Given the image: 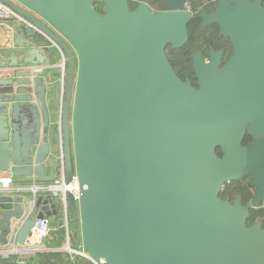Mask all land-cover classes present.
Returning <instances> with one entry per match:
<instances>
[{"label":"water","instance_id":"water-1","mask_svg":"<svg viewBox=\"0 0 264 264\" xmlns=\"http://www.w3.org/2000/svg\"><path fill=\"white\" fill-rule=\"evenodd\" d=\"M1 1L30 25L0 20L9 24L0 38L8 74L0 75V177L10 175L0 185V245L15 230L16 243L28 237V184L53 153L48 136L45 152L35 147L39 109L45 119L55 96L41 76L55 49L65 59L56 138L63 174H75L79 188L77 201L67 199L80 222L76 247L104 264H264V216L246 223L264 200L263 0H214V11L196 14L188 0L157 11L149 0ZM193 16L232 46L224 61L213 47L206 58L190 54L198 87L166 56L185 45ZM245 135L252 140L243 144ZM245 178L251 201L219 196Z\"/></svg>","mask_w":264,"mask_h":264},{"label":"trees","instance_id":"trees-1","mask_svg":"<svg viewBox=\"0 0 264 264\" xmlns=\"http://www.w3.org/2000/svg\"><path fill=\"white\" fill-rule=\"evenodd\" d=\"M163 2H165V0H149V7L153 10H157ZM188 2L191 6V11L195 14L200 10H214L216 8L214 0H188ZM93 6L99 12L102 9L101 3L99 2L93 3ZM134 7L135 5L131 4V9ZM200 23L201 18L193 16L187 24L188 40L185 45L174 50L170 49V47L166 48V56L171 66L182 80H184L183 73L193 69L190 59L192 51L200 50L203 54H207L206 52H208L209 48L213 47L215 50H223L226 57L231 52V46L229 42L226 41L228 39L218 35V26L216 24H209L205 27H201ZM217 153L220 155L218 150ZM246 179L247 178L226 183L223 190L219 193V196L224 198V194L226 196L230 192H237L242 194L243 203L249 202L250 199L252 200L253 195L245 190L242 185ZM57 202L61 205L60 201L57 200ZM260 204H264V201ZM61 211L62 209L53 214V219L50 221L49 235L45 239V243L50 250L31 255L26 259L25 264H92L91 261L83 256L76 254L71 255L61 249L66 243L65 230L62 222L63 213ZM263 215L264 209H251L247 224H252L257 217ZM67 219L68 225L73 223L78 224L79 220L76 207H69L68 205ZM68 237L70 247L75 248L76 244L80 242V233L77 235L76 239L69 231ZM8 261L11 264H16L15 256H12Z\"/></svg>","mask_w":264,"mask_h":264},{"label":"crops","instance_id":"crops-1","mask_svg":"<svg viewBox=\"0 0 264 264\" xmlns=\"http://www.w3.org/2000/svg\"><path fill=\"white\" fill-rule=\"evenodd\" d=\"M9 25L8 23L4 22V23H0V38L2 35V30L4 26ZM54 55L52 56V60H46L44 66H42V71H41V76L42 77H47L50 81H54V86H53V91H54V99L50 102H48L47 104V114H46V118L44 119L42 116V106L39 109V114H40V120H41V127H40V133H39V143L38 145L35 147V149L38 152H45L46 148L43 146V141L47 140V136L48 141L51 143V149H52V155L49 156V158H45L46 156H44L43 162L42 164V172L40 174V176H33L34 179L36 178L37 180H35L32 184H28V187H31L32 190H28L26 191V193L28 194V200H27V206H25L26 208L24 209V211L27 213V209L29 206V203L32 202V200H35V207L33 208V215L35 214V216H37L36 214V205H43L45 204L46 207L42 212V216H46L49 218V220L51 221V219H53L52 215L57 213L58 210L62 209V213H63V218H62V222H63V227L65 230V239H66V243L65 245L68 243L70 244L69 241V237H68V233L70 231L71 235L76 238L77 235L76 233V223L70 224L68 225V219L66 218L65 221V217H64V210H63V206L62 203L61 205L58 204L57 200L55 197L54 200L52 197H50V193L47 191V186L49 183H51L53 181V179L58 178L61 176L62 172H61V163H60V149H61V145H60V140L59 137L56 138V124H58L59 122V116H60V104H61V95H62V89H63V81L65 79L64 76V71H63V64L65 62V59L63 57V55L58 52L57 50L54 49ZM8 75V74H7ZM48 122L47 128H46V124ZM47 131H49L47 133ZM1 177H10L9 174H2ZM10 186H13L12 184H10ZM38 200V204L37 203ZM59 201V200H58ZM67 204L69 205V203L67 202ZM79 224V221H78ZM77 239V238H76ZM65 245L61 248L62 250H64ZM70 246V245H69ZM77 246V244H76ZM78 247H75V249ZM0 263L3 262L6 264H9L10 262L8 260H5L7 258H2L0 256ZM10 259V258H9Z\"/></svg>","mask_w":264,"mask_h":264},{"label":"built area","instance_id":"built-area-1","mask_svg":"<svg viewBox=\"0 0 264 264\" xmlns=\"http://www.w3.org/2000/svg\"><path fill=\"white\" fill-rule=\"evenodd\" d=\"M185 9L187 11H191V6L188 3L185 5ZM15 18V25H30V23L24 19L20 14L14 11L9 5L0 0V20H9ZM9 26V25H8ZM13 27V26H11ZM1 77H8L7 74H0ZM60 163L62 165V155L60 158ZM60 165V166H61ZM61 176L53 179L51 183L47 186V191L52 194L53 197L58 199L63 206L65 221L67 218V199L68 196H71L75 201H77L79 197V188H78V180L76 175L73 174L71 180H67L63 174V168L61 166ZM10 181L9 177H0V185L8 186ZM35 207V200H32L29 203L27 213L32 216L33 208ZM50 230V220L46 216L37 217L33 215L32 225L30 228V233L26 240L22 244H18L15 241L16 230L13 231L8 241L5 245H0V256L2 258H7L5 260H9L12 256H15L16 264H25L26 259L33 254L38 252H45L50 250L45 243V239L49 235ZM64 251L69 254H76L85 257L92 264H104L103 260L100 259L98 261L93 260L81 247L71 248L67 243L64 247Z\"/></svg>","mask_w":264,"mask_h":264},{"label":"flooded vegetation","instance_id":"flooded-vegetation-1","mask_svg":"<svg viewBox=\"0 0 264 264\" xmlns=\"http://www.w3.org/2000/svg\"><path fill=\"white\" fill-rule=\"evenodd\" d=\"M164 3V2H163ZM163 3H162V5H163ZM263 4H264V0H263ZM162 5L160 6V8L159 9H157V10H160L161 9V7H162ZM153 10V9H152ZM157 10H155V11H157ZM215 10V9H214ZM214 10H204L205 12H208V13H210V12H212V11H214ZM201 22H202V20H201ZM200 26H201V23H200ZM205 27V26H204ZM227 42H229V44H230V46H231V43H230V41H229V39L228 40H226ZM169 47V46H168ZM194 51H196V50H194ZM193 52V51H192ZM231 52H232V46H231ZM231 52H230V54H231ZM207 53V52H206ZM203 54V53H202ZM229 54V55H230ZM228 55V56H229ZM203 56H204V58H206V54H203ZM227 56V57H228ZM225 55L223 56V61L224 60H226V58H227ZM183 75H184V80H186V79H188L189 81H190V83L194 86V87H198L197 86V79L195 78V76H194V69H191L190 71H187V72H184L183 73ZM252 140V138L250 137V136H248V135H245V138H244V141H243V144H246V143H248L249 141H251ZM248 179L249 178H247L246 180H245V182H243V187H244V189L245 190H247V191H249L252 195H253V187H250L249 185H248ZM230 183V182H229ZM223 190V189H222ZM238 195H240L241 196V202H242V204H246L247 202H245V203H243V199H242V194H240V193H237V192H230L229 194H227L226 196H225V194H224V199L225 198H228L229 199V201L230 202H233L235 199H236V197L238 196ZM249 201H251V199L249 200ZM264 201V200H263ZM262 201V202H263ZM261 202V203H262ZM264 209V204H259V205H257L256 207H252V208H250V211H251V209ZM250 211H249V215H250ZM264 216V215H263ZM263 216H259V217H257L254 221H253V223L255 222V221H257V220H263ZM249 217V216H248ZM248 219V218H247ZM246 223H247V220H246ZM247 225H250V224H247ZM262 227H264V222L262 223Z\"/></svg>","mask_w":264,"mask_h":264},{"label":"rangeland","instance_id":"rangeland-1","mask_svg":"<svg viewBox=\"0 0 264 264\" xmlns=\"http://www.w3.org/2000/svg\"><path fill=\"white\" fill-rule=\"evenodd\" d=\"M50 197L53 198L52 194H50ZM53 200H54V198H53ZM74 204H76V203H74V202L70 199V200H69V207L74 206ZM45 207H46L45 204H43V205H41V206L36 205V214H38V213H39V214L42 213L43 210L45 209ZM45 210H46V209H45ZM34 216H35V214H34ZM74 233H76V235H79V233H80V222H79V224H77V226H76V232H74ZM1 263H4L3 260H2Z\"/></svg>","mask_w":264,"mask_h":264}]
</instances>
